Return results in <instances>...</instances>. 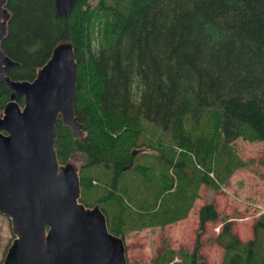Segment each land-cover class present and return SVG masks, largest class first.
Masks as SVG:
<instances>
[{"label":"trees","instance_id":"obj_1","mask_svg":"<svg viewBox=\"0 0 264 264\" xmlns=\"http://www.w3.org/2000/svg\"><path fill=\"white\" fill-rule=\"evenodd\" d=\"M6 6L10 78L32 80L57 42H73L84 133L59 118L55 148L60 162L81 158L80 200L100 205L111 232L185 218L202 184L217 192L246 164L237 136L264 140V0H75L65 17L55 0ZM9 93L0 81V111ZM197 215L192 248L165 242L151 264H210L200 237L219 218V264H264V212L245 242L214 201Z\"/></svg>","mask_w":264,"mask_h":264},{"label":"water","instance_id":"obj_2","mask_svg":"<svg viewBox=\"0 0 264 264\" xmlns=\"http://www.w3.org/2000/svg\"><path fill=\"white\" fill-rule=\"evenodd\" d=\"M7 1L0 0V81L10 89L0 111V213L14 236L0 264H128L124 236L109 230L99 204L80 200L78 166L60 162L55 148L59 118L73 138L84 133L74 110L73 42H57L32 80L10 78L17 61L1 46ZM74 2L55 0L57 14L65 17Z\"/></svg>","mask_w":264,"mask_h":264},{"label":"rangeland","instance_id":"obj_3","mask_svg":"<svg viewBox=\"0 0 264 264\" xmlns=\"http://www.w3.org/2000/svg\"><path fill=\"white\" fill-rule=\"evenodd\" d=\"M89 1L96 2V0ZM231 147L238 156L246 161V164L235 169L231 178L221 185L217 197L214 196L211 188L203 184L199 201L213 200L215 202L216 198L221 215L244 217L237 220L254 222L255 218L264 212V140L240 135L231 142ZM141 149V146H138L135 151L138 152ZM69 160L76 163L80 175V168L83 164L81 158ZM193 207L195 209L194 205ZM233 221L232 227L234 228ZM192 223L190 229H188L189 225L180 224L168 227H144L128 232L124 235L128 264H151V259L165 242L176 246V248L180 246L192 248L195 238L194 223ZM209 228L214 231V224L211 223ZM205 230L200 237L201 241L210 242L211 235H208ZM13 236L9 217L0 213V262Z\"/></svg>","mask_w":264,"mask_h":264},{"label":"crops","instance_id":"obj_4","mask_svg":"<svg viewBox=\"0 0 264 264\" xmlns=\"http://www.w3.org/2000/svg\"><path fill=\"white\" fill-rule=\"evenodd\" d=\"M231 176L229 177V179L231 178ZM202 186H203V184L199 188V195L201 194ZM219 190L217 192L213 191V193L215 194L214 195L215 197H217L216 195H218ZM199 200H200V197H197L194 204H193L195 206V209L192 206V208L189 210V213L187 214V216L185 218H182V219L177 220L175 222H171L165 226L168 227L171 225L176 226V225H180V224H185V225H189L188 229H190V224L193 222L194 223V229H196L198 226V215H197L198 208L200 205H202L205 202V201H199ZM210 201H213V200H210ZM215 202L217 205L216 208L220 212L221 210H220V207H218L219 204H218V200L216 198H215ZM227 218L230 219L231 221L235 220V221H233V225H234L233 231L236 232V234L238 235V237L240 238V240L242 242H245L248 239L253 238V229H252L253 221L237 220V219H243L244 217H237L234 215L229 216ZM211 223L214 224V231H212L209 228ZM221 225H222V220H220V218L213 220V221H207L205 224V226H206L205 231L208 235H211V237L209 238L210 242H202V244L200 246V252L203 254L206 261L210 264H219L222 260L223 248L214 240V238L217 236L218 232L221 229ZM194 233H195V230H194ZM202 239H203V237H202ZM172 247L176 248V246H174V245Z\"/></svg>","mask_w":264,"mask_h":264}]
</instances>
